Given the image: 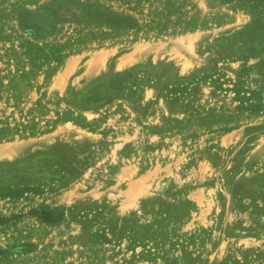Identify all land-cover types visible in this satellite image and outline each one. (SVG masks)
Segmentation results:
<instances>
[{
	"label": "rangeland",
	"instance_id": "obj_1",
	"mask_svg": "<svg viewBox=\"0 0 264 264\" xmlns=\"http://www.w3.org/2000/svg\"><path fill=\"white\" fill-rule=\"evenodd\" d=\"M0 264H264V0H0Z\"/></svg>",
	"mask_w": 264,
	"mask_h": 264
}]
</instances>
